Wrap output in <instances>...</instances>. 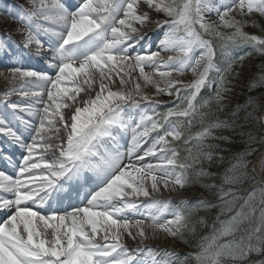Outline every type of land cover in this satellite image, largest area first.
Returning <instances> with one entry per match:
<instances>
[{"label":"snow or ice","instance_id":"obj_1","mask_svg":"<svg viewBox=\"0 0 264 264\" xmlns=\"http://www.w3.org/2000/svg\"><path fill=\"white\" fill-rule=\"evenodd\" d=\"M28 4L15 17L23 25L16 29L21 40L17 43L10 34L3 36L0 53L18 65L28 57L43 58L54 74L22 66L9 69V79L20 83L4 96L30 99L0 101L5 106L0 112V136L21 150L19 162L0 151V159L16 172L13 177L0 171V211L8 212L0 220V264H146L145 255L150 257L147 264H187L189 260L226 264L264 253V194L259 209L251 203L253 191L234 211L239 197L223 188L220 215L234 214L226 220L217 216L219 227L214 222L211 233L194 245L199 251L182 261L175 252L147 247L130 250L122 243L124 237L136 240L137 235L149 239L141 227L143 220L133 225L128 217V213L141 214L139 197H151L161 187L183 189L211 175L199 165L214 159L218 146L207 141L229 140L215 134L229 127L216 116L228 91L227 76L237 60L251 54L239 55L240 49L251 48L264 56V35L245 31L250 23L259 26L254 15L264 18V0H78L75 5L67 0H28ZM153 11L169 18L153 21L165 28L159 50L133 54L146 39L141 28ZM206 14L215 15L219 24L206 19ZM169 51L179 52V58L159 59L161 52ZM202 61L203 70L195 80L171 79L173 73H196ZM125 67L129 73L120 76L122 86L138 68L145 85L155 88V95L175 97L174 107L160 119L147 111L139 119L130 116L128 110L141 109V101L153 112L160 101L143 92L139 82L131 91L112 90L113 69L119 68L115 74L120 75ZM145 67L168 77L167 87H161ZM213 84L217 86L214 94L202 97L201 90ZM256 88H264V64L250 85ZM81 92L85 93L82 97ZM254 102L250 98L249 103ZM259 119L264 121V115ZM193 127H197L195 132ZM61 133L66 135L61 138ZM175 142L186 146L183 158ZM149 157L158 162H145ZM234 160L224 177L227 184L241 183L246 176L240 170H246L248 161L242 155ZM85 173L92 177L86 179ZM88 180L86 206L68 203L65 207ZM229 195L231 200L223 199ZM29 202L47 205L45 214L33 210ZM198 205L216 207L204 200ZM144 207L153 210L146 218L160 232L180 238L196 211L187 200L171 211L167 200L153 199ZM166 213L171 219L161 220Z\"/></svg>","mask_w":264,"mask_h":264},{"label":"rangeland","instance_id":"obj_2","mask_svg":"<svg viewBox=\"0 0 264 264\" xmlns=\"http://www.w3.org/2000/svg\"><path fill=\"white\" fill-rule=\"evenodd\" d=\"M19 1H23V2L25 1V5L29 6L28 0H19ZM17 8L18 7H16V9ZM26 8H28V7H26ZM20 12H21V7H20ZM2 14H3V12L0 11V24H1V21H3L2 20ZM233 15H236V13H233ZM256 17H257V15H254L253 18L256 19ZM239 18L240 17L237 16V19H239ZM165 19H169V18L166 17L162 13H157L155 11L151 12V19L142 27L143 31H145V33L152 32V30L154 29V25H156V23H154L153 21H157V20L162 21ZM206 19H208L210 21H215L217 24H219L218 18L215 15L206 14ZM164 31H165V28H160L158 30L156 36H158L160 34V37H161L162 34L164 33ZM221 31L230 33L232 31V29H221ZM245 31L248 32L249 34L258 35L257 29L255 28V26H251V23L249 24V26H247L245 28ZM2 36L3 35L0 33V38H2ZM148 36H149V38L152 39V42H153L155 39V36L152 33L149 34ZM247 49H249V48L240 49L238 54L239 55L245 54ZM136 52H138V51H136ZM146 52H148V51H146ZM142 53H145V52H142ZM255 55H256V52L253 51L252 55L247 57L243 61L237 60L235 65L233 66V70H232L231 74L228 75V77H227L228 83L226 85L228 88V91L226 93H223V95L225 97V99L223 101V106L226 108L227 111H228V109H230V107H231L230 105L232 103L236 104V103L243 101V99H245V98H243V95H245L244 94L245 89L250 88V85L253 81L254 75H256V76L259 75V68H257V65L258 66H260V65L258 63V60L255 58ZM0 58L3 61V63L0 61V90H1V88L2 89L5 88L4 86H6L8 83H13L9 79V77H10L9 69L11 67H15L16 66L15 63L17 64V61L13 58H10L8 55L6 56V54H4V53H0ZM12 64L14 66H12ZM151 70H152V68L145 67V72L148 73L149 75H152L153 79L156 80V82L158 83V80L154 76V73L151 72ZM117 72H120L119 68L113 69L114 74L112 76V80L114 81V84L110 85V87H112V90H114V91H116V90L131 91L134 84L136 82H139L141 84V88H142L143 92H145L149 96L155 95V88L153 86H150V85H145L143 78L139 76L138 68L135 69L134 71L130 72L131 80L126 85H123V86L119 82L120 76L123 75L124 73H129V68L125 67L124 72L121 73L120 75H116L115 73H117ZM7 73H8V75H7ZM164 78L166 80L164 82V85L167 87V82H168L169 78L168 77H164ZM171 79L184 81V78H182V76H180L179 74H173ZM214 85L215 84H213L212 86H214ZM250 91H251V93L254 94L251 97H254L255 93H257L255 98L253 99L255 102L251 103L252 104V110H253L252 112H253L255 118L257 119V128L254 132L255 133V137H254L255 139H253V141H252L253 146L250 148V150L254 151V149L256 147L258 149L260 146L264 145V141L261 140V138L263 137V134L261 135V130H260V129H263L264 126H262L263 121H261L259 119V117L264 115V113L262 112L264 110V95H262V94H264V88L251 89ZM246 99H248V98H246ZM262 162L264 165V160ZM247 170H248V174H250V178L252 179L251 182L253 183V176H252V173L250 170V165L248 166ZM200 181L203 182L204 179L202 178V179H200ZM254 185L255 184H253V185L249 184L248 187L242 189L239 192V193H242V199H241L242 201L240 202L239 207H240V205H242L244 203V199L247 198L249 196V194L253 191H255V197L253 198L251 203L257 209H259L261 207V205L259 204V201L261 199L262 194H264V191H262L258 188H254ZM161 189H163V191H169V192H176V190L179 191V188H177L175 191L167 190V189H164L163 187H161ZM219 191H220V189L218 190V192ZM187 192L191 197L198 196V195L199 196L204 195V193L200 192L199 190L195 191V190L189 189ZM231 214H234V213H231ZM258 214L259 213L257 212V215ZM228 218H225L223 220H226ZM129 220L133 225L135 224L133 219H129ZM141 227H144L145 230L147 229L146 232H148V233L145 232L149 236V239L147 241L151 242L152 244L160 245L164 248H169L173 252L176 251L175 253L178 254L179 260H181L179 255L182 253H183V256L185 257L189 253H194V252L199 251V249L194 247V245H196L197 243L200 242V239H199V237H197V234H201V232L199 229H196V230L194 229V231H193V228L190 225H188V228L185 230L187 236H183V234H182V238L172 237L171 235H169L167 233L160 232L157 229H155V227H153V225H151V223H149L148 221H143V223L141 224ZM148 228H150V229H148ZM132 231H133V234H136L135 227H133ZM153 233H155V238H153ZM124 238L130 239L127 237H124ZM136 239L141 240L138 235H137ZM133 241H136V240H133ZM170 250H168V251H170ZM261 256L264 257V254ZM260 259H263V260H260ZM261 261H264V258H260L259 255L253 254L246 261L240 262V261L229 260L226 262V264H260ZM187 264H194V261L189 260L187 262Z\"/></svg>","mask_w":264,"mask_h":264},{"label":"trees","instance_id":"obj_3","mask_svg":"<svg viewBox=\"0 0 264 264\" xmlns=\"http://www.w3.org/2000/svg\"><path fill=\"white\" fill-rule=\"evenodd\" d=\"M255 20L259 25L258 27L255 26L258 33L257 36L264 35V31H262V29H264V18L257 15ZM249 53L251 54L247 55V57L252 55L253 50H249ZM255 58L258 60V63L260 65H257V68H259L260 70L261 65L264 64V56H261L258 52H256ZM250 90V88L245 89V95H243V98L245 99L236 104L232 103L228 111L224 106H222V110L216 112V116H218L221 120L227 121L229 127L217 130L215 134L218 136L228 137L229 140L207 141V143L217 145L218 147L214 149L215 156L211 163L205 160L201 165H199V167H203L211 175L208 177H200L204 179L203 182H199L197 179L193 184L187 186L186 188L196 187L203 190L210 197L220 199V191L218 192L219 189L223 188L227 191L231 190V192L238 191L247 186L251 181L250 174H248L247 168L254 159L258 149L256 147L254 151L250 150V148L253 146V139L251 137H255L254 132L257 128V119L252 112V104L249 103L250 98L254 99L257 93H255L254 97H251L254 94L251 93ZM260 130L262 135L264 129ZM237 155H242L248 161L246 170H240L246 171V176L241 183L227 184L224 182V175L227 173V170L231 167L232 163L235 162L234 158ZM221 156L223 157L222 160L219 158ZM202 185H209L214 187H204ZM221 204L222 202L209 204L216 205V207L199 206L198 209H196V211L192 214L189 225L192 228L194 227L195 230H200L201 234H197L198 237L207 235L212 229L211 225L216 222L217 216H223L220 215L219 205ZM201 219L205 221L204 224L199 223ZM183 236H186V233H183Z\"/></svg>","mask_w":264,"mask_h":264},{"label":"bare ground","instance_id":"obj_4","mask_svg":"<svg viewBox=\"0 0 264 264\" xmlns=\"http://www.w3.org/2000/svg\"><path fill=\"white\" fill-rule=\"evenodd\" d=\"M25 2V1H24ZM29 5V4H28ZM9 73V72H8ZM8 73H7V75H8ZM0 91H3V89H1Z\"/></svg>","mask_w":264,"mask_h":264},{"label":"water","instance_id":"obj_5","mask_svg":"<svg viewBox=\"0 0 264 264\" xmlns=\"http://www.w3.org/2000/svg\"><path fill=\"white\" fill-rule=\"evenodd\" d=\"M257 170H258V167L256 166Z\"/></svg>","mask_w":264,"mask_h":264}]
</instances>
